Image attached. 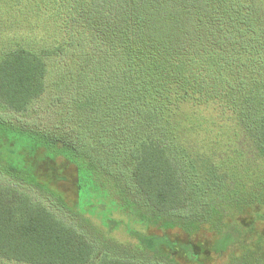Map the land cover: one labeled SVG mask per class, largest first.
Segmentation results:
<instances>
[{
  "label": "trees",
  "instance_id": "obj_1",
  "mask_svg": "<svg viewBox=\"0 0 264 264\" xmlns=\"http://www.w3.org/2000/svg\"><path fill=\"white\" fill-rule=\"evenodd\" d=\"M17 7L44 16L61 37L0 55V103L25 111L45 89V55L60 57L76 128L58 155L76 166L80 214L67 221L0 185V264H203L190 245L182 263L134 235L150 227L188 235L204 227L224 243L221 264H264V232L255 229L264 223V187L226 167L228 145L220 152L191 137L180 107L217 102L232 111L242 126L238 142L264 163V77H256L264 55L254 48L264 42V0H0L3 13ZM5 121L0 116V143L28 138ZM24 141L56 155L52 143ZM89 206L100 210L105 233L123 225L134 240L97 232ZM247 212L249 224L238 219Z\"/></svg>",
  "mask_w": 264,
  "mask_h": 264
},
{
  "label": "rangeland",
  "instance_id": "obj_2",
  "mask_svg": "<svg viewBox=\"0 0 264 264\" xmlns=\"http://www.w3.org/2000/svg\"><path fill=\"white\" fill-rule=\"evenodd\" d=\"M15 9L19 11L10 8L4 9L3 11L6 10L4 13L0 11V55L17 45H28L39 49L42 46H49L51 41H60V28L48 22L44 16H34L32 12L18 7ZM254 48L259 52V57L264 55L263 38L260 37L259 43L254 45ZM45 59L47 63L45 89L25 111H11L0 103V116L6 119L5 123L17 133H22L21 135L26 133L28 137L25 141L19 135V138L13 135L8 140L2 139L4 143H0V150L3 152L4 162L7 163H0V185L13 186L27 192L35 201L47 206L58 217L69 221L78 218L80 214L77 209L76 166L63 154L58 155L60 152L58 146L63 143L68 144L74 138L76 127L74 121L70 119L74 93L70 84V73L65 67L62 68L60 57L50 54L45 55ZM256 77L259 79L264 77V69ZM225 101L221 105H225ZM180 107L188 118L185 126L189 127L188 134L191 137L202 136L207 147L211 141V144L214 143V149L220 152H227L225 148L228 145L230 150L229 153L227 152L226 167L234 172L237 171L251 187H264V163H259L258 157L247 152L246 141L238 142V138L242 137L240 136L241 121L232 111L224 109L217 102L202 106ZM192 126H196V131H201L199 135L195 130L192 131ZM8 134L14 133L8 132ZM23 141H27V145L36 144V141L52 143L55 145L56 155L54 158L46 156L49 152L45 146L27 149L22 146ZM8 147L14 148L16 152L13 154L7 152ZM14 167L18 168V171ZM20 167L25 169L34 167V170H19ZM34 177H37V181ZM253 188L248 191H253ZM81 206L86 209L85 204L82 203ZM87 210L93 215L89 220L97 232L123 243L134 240L123 225L111 234L105 233L106 229L102 225L103 217L97 215L100 210H97L96 206L93 208L89 206ZM113 217L123 219L121 213H114ZM238 219L245 224L251 222L248 212ZM255 229L264 232V223L256 222ZM144 231V235L141 231H137L134 235L152 249L172 251L182 263H189L186 245H190L197 255V260L203 264H221L225 259V255L220 254V250H224V243L214 232L204 227L193 235H188L178 228L160 230L150 227ZM163 236L171 244L163 242L161 240Z\"/></svg>",
  "mask_w": 264,
  "mask_h": 264
}]
</instances>
